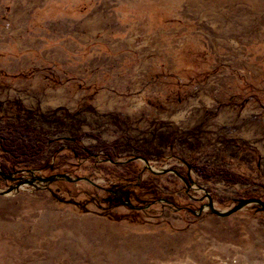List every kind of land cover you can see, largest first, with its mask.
Here are the masks:
<instances>
[{"label": "rangeland", "instance_id": "374dc122", "mask_svg": "<svg viewBox=\"0 0 264 264\" xmlns=\"http://www.w3.org/2000/svg\"><path fill=\"white\" fill-rule=\"evenodd\" d=\"M198 1L0 0V115L48 141L0 264H264V210L209 208L264 201V0Z\"/></svg>", "mask_w": 264, "mask_h": 264}, {"label": "trees", "instance_id": "16d2710c", "mask_svg": "<svg viewBox=\"0 0 264 264\" xmlns=\"http://www.w3.org/2000/svg\"><path fill=\"white\" fill-rule=\"evenodd\" d=\"M33 134V130L22 128L16 123L7 121L4 115H0V152L6 154L7 160L11 161L0 164L2 172L45 170V167L42 166V159L45 156L48 141L37 138L40 135L39 132L37 135ZM198 170L207 176L219 173L218 170L208 171L205 166L198 167ZM56 174L61 173L50 175ZM135 186L136 188L143 187L138 183Z\"/></svg>", "mask_w": 264, "mask_h": 264}, {"label": "water", "instance_id": "95a60500", "mask_svg": "<svg viewBox=\"0 0 264 264\" xmlns=\"http://www.w3.org/2000/svg\"><path fill=\"white\" fill-rule=\"evenodd\" d=\"M1 174H3L1 171H0ZM58 178H65L67 180H72L67 174H64V173H61V174H56V175H50V176H47V177H38V178H34L32 179V182H35L37 180L41 181V182H51V181H54ZM249 203H255V204H258L261 209L264 210V201L261 199V198H249V199H242L241 201H239L234 207H232L231 209L229 210H226V211H219L217 210L212 201L209 203V208L211 209V211L221 217H227L239 210H241L246 204H249ZM203 211V208H200V212ZM195 213V212H194Z\"/></svg>", "mask_w": 264, "mask_h": 264}, {"label": "flooded vegetation", "instance_id": "af4514ba", "mask_svg": "<svg viewBox=\"0 0 264 264\" xmlns=\"http://www.w3.org/2000/svg\"><path fill=\"white\" fill-rule=\"evenodd\" d=\"M136 183H138V185L142 184L141 182H139V179L126 181V183H124V186H126L125 189L123 187H118L117 190L114 191L116 194V198L113 199V197H111L110 200H116L117 203L125 204L126 206L130 207V209L141 210L142 207L138 204L140 199L136 198L135 200H132V191L138 189L135 186Z\"/></svg>", "mask_w": 264, "mask_h": 264}, {"label": "bare ground", "instance_id": "6f19581e", "mask_svg": "<svg viewBox=\"0 0 264 264\" xmlns=\"http://www.w3.org/2000/svg\"><path fill=\"white\" fill-rule=\"evenodd\" d=\"M197 3L199 4V1L198 0H189V6L190 7L196 5Z\"/></svg>", "mask_w": 264, "mask_h": 264}]
</instances>
